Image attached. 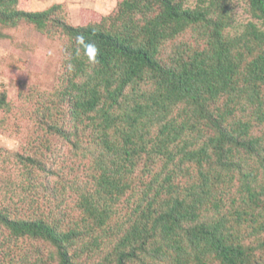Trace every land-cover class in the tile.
Segmentation results:
<instances>
[{"label":"trees","instance_id":"trees-1","mask_svg":"<svg viewBox=\"0 0 264 264\" xmlns=\"http://www.w3.org/2000/svg\"><path fill=\"white\" fill-rule=\"evenodd\" d=\"M234 1L119 0L73 25L0 0V26L61 42L53 90L0 92L36 133L0 148V264H264V0H236L232 31Z\"/></svg>","mask_w":264,"mask_h":264},{"label":"rangeland","instance_id":"rangeland-1","mask_svg":"<svg viewBox=\"0 0 264 264\" xmlns=\"http://www.w3.org/2000/svg\"><path fill=\"white\" fill-rule=\"evenodd\" d=\"M119 0H23L22 7L31 10H43L55 3L66 6L68 19L73 25L98 22L110 13ZM234 23L232 31L242 28L248 18L241 2L234 1ZM61 42L51 40L37 32L30 24L20 22L15 27L0 26V92H5L12 105H18L19 92H28L31 88L51 91L57 83L60 72ZM0 148L9 152H23V146L35 136L32 120L23 116L4 114L0 110ZM59 144L55 141L54 144ZM45 153L47 169L55 170L62 152L51 156L43 148L34 150ZM64 152V151H63ZM1 166V161H0ZM2 171V167H0Z\"/></svg>","mask_w":264,"mask_h":264},{"label":"clouds","instance_id":"clouds-1","mask_svg":"<svg viewBox=\"0 0 264 264\" xmlns=\"http://www.w3.org/2000/svg\"><path fill=\"white\" fill-rule=\"evenodd\" d=\"M90 51H92V54L94 55V51L91 49V46H89Z\"/></svg>","mask_w":264,"mask_h":264}]
</instances>
